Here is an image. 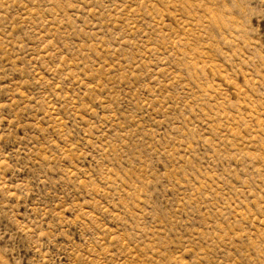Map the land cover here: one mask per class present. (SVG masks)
Instances as JSON below:
<instances>
[{
	"label": "rangeland",
	"instance_id": "1",
	"mask_svg": "<svg viewBox=\"0 0 264 264\" xmlns=\"http://www.w3.org/2000/svg\"><path fill=\"white\" fill-rule=\"evenodd\" d=\"M0 264H264V0H0Z\"/></svg>",
	"mask_w": 264,
	"mask_h": 264
}]
</instances>
